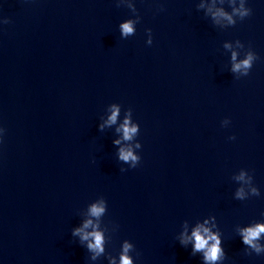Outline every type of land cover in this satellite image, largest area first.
<instances>
[{
  "label": "water",
  "instance_id": "95a60500",
  "mask_svg": "<svg viewBox=\"0 0 264 264\" xmlns=\"http://www.w3.org/2000/svg\"><path fill=\"white\" fill-rule=\"evenodd\" d=\"M256 225L264 0H0V264H264Z\"/></svg>",
  "mask_w": 264,
  "mask_h": 264
},
{
  "label": "clouds",
  "instance_id": "9594fccd",
  "mask_svg": "<svg viewBox=\"0 0 264 264\" xmlns=\"http://www.w3.org/2000/svg\"><path fill=\"white\" fill-rule=\"evenodd\" d=\"M247 13H243V15H246ZM122 33L123 35H128L133 32L132 27V21H128L121 25ZM236 54L233 53V60H235ZM253 60V56L249 54L247 58L240 63L234 64L233 71H239L241 68L247 70L251 67V62ZM118 109H114L112 112V115L109 117V123H115L117 115H118ZM129 121L126 119L124 124L122 125L123 133H124V139H130L132 134H134L137 129L135 126L129 127ZM116 143H119V141H116ZM119 158L123 161L132 160L135 161L137 159L136 156L133 155L131 150H125L121 149L119 152ZM104 212L103 204H93L90 208V214L92 216L98 217ZM92 224L91 220H88L84 223L83 228H88ZM83 232V229H76L73 232V235H77ZM204 232L207 233L208 230L204 229ZM264 233V225H256L254 228H248L243 230V243L252 246L253 248H256L257 251H260V249L257 247V245L254 243V241L258 240L260 237V234ZM193 237L195 238V246L194 251H201L205 250L204 258L207 261H215L219 258V255L222 252V249L220 247L221 241L217 239L214 235H209L207 238L201 235L200 230L197 229L192 233ZM92 237L94 240V243H89L87 247L90 250L96 251V252H102V242L103 238L102 235L99 232H92L87 233L83 232V235H81L82 240H88L89 237ZM214 241L215 243L212 245H209V241ZM131 247L129 244H125L124 251L127 253L128 249ZM121 264H132L131 259L127 255H121Z\"/></svg>",
  "mask_w": 264,
  "mask_h": 264
}]
</instances>
